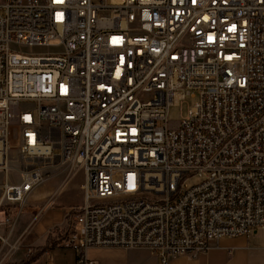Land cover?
<instances>
[{
	"label": "built area",
	"instance_id": "2783aa9c",
	"mask_svg": "<svg viewBox=\"0 0 264 264\" xmlns=\"http://www.w3.org/2000/svg\"><path fill=\"white\" fill-rule=\"evenodd\" d=\"M18 131L28 142H0V264L43 169L82 174L75 264L98 248L167 264L264 229V0H3L0 135Z\"/></svg>",
	"mask_w": 264,
	"mask_h": 264
},
{
	"label": "crops",
	"instance_id": "0c3cea01",
	"mask_svg": "<svg viewBox=\"0 0 264 264\" xmlns=\"http://www.w3.org/2000/svg\"><path fill=\"white\" fill-rule=\"evenodd\" d=\"M83 183V180H82ZM82 183L73 185L71 191L61 188V181L49 188L41 200L31 201L39 205L54 196L53 207L33 223L35 209L24 210L9 239L12 244L19 241L20 250L13 256L11 264H22L32 255H37L31 264H75L76 254L63 246L70 233L74 211L83 204ZM66 190V191H65ZM253 230V234H256ZM7 229L4 231L6 234ZM264 235V229L262 230ZM254 237L221 238L209 243L207 249L195 255L171 258L167 264H264V240L256 242ZM27 249L31 254L27 257ZM88 251L94 264H161L159 258L145 249H107L103 252Z\"/></svg>",
	"mask_w": 264,
	"mask_h": 264
},
{
	"label": "rangeland",
	"instance_id": "374dc122",
	"mask_svg": "<svg viewBox=\"0 0 264 264\" xmlns=\"http://www.w3.org/2000/svg\"><path fill=\"white\" fill-rule=\"evenodd\" d=\"M2 1L3 0H0V2H2ZM12 50L19 53V54H22V55L48 56L51 53L55 52L57 49L47 48V47L27 48V47H14L13 46ZM194 103H195V98H186L183 102H181V104H179L177 106H173L170 108L169 113H168V121H169L170 128H174L176 126L177 122H179L181 120V118H184L187 116L189 108L192 107L194 105ZM19 137H20L19 131H18V133H13V135L11 133H8V145H7V147L8 148H16V141H19ZM13 154H15V153L12 152L11 155H13ZM41 174L46 179L42 184H40L37 187L36 191L31 195V197H30V200L32 199L31 201L41 200V198L44 196V193H46L49 190V188L58 184L60 181H61V185H60L61 188L65 187L66 190L71 191L72 190L71 188L73 187L74 184L79 186L83 180L82 174L77 173L76 175L68 177L65 172H59V170H56V169H53V170L43 169ZM200 182H201L200 178L192 177V178L187 180L186 184L188 186H193V185H196ZM31 203L32 202L27 204V207L25 208V210L35 209L36 215H37V213L41 209H43V211L39 215V217L43 213H45L46 211L50 210L53 207V205H55L54 200L51 204L49 203V200H47L46 202L41 203L39 205H32ZM38 218L35 221H37ZM34 219H35V217H34ZM34 219H33V221H34ZM5 229H6L5 227L0 228V236H4ZM262 230L263 229H258L256 231V234H253V231L251 232L250 235L252 237H254L253 238L254 241L263 242L264 235L262 234ZM244 237H246V236H244ZM104 250H107V249L98 248V249L90 250V252L91 251L103 252ZM13 258L14 257H11L7 261V264H11Z\"/></svg>",
	"mask_w": 264,
	"mask_h": 264
},
{
	"label": "bare ground",
	"instance_id": "6f19581e",
	"mask_svg": "<svg viewBox=\"0 0 264 264\" xmlns=\"http://www.w3.org/2000/svg\"><path fill=\"white\" fill-rule=\"evenodd\" d=\"M10 121H18V112L10 113ZM19 142H28V134L26 131H19ZM0 142H6L8 145V133L0 135ZM55 146V138L53 133H46V137L41 138V147L53 148ZM165 184H172V177H165Z\"/></svg>",
	"mask_w": 264,
	"mask_h": 264
},
{
	"label": "trees",
	"instance_id": "16d2710c",
	"mask_svg": "<svg viewBox=\"0 0 264 264\" xmlns=\"http://www.w3.org/2000/svg\"><path fill=\"white\" fill-rule=\"evenodd\" d=\"M36 257L37 255H32L27 261L22 264H31L36 259Z\"/></svg>",
	"mask_w": 264,
	"mask_h": 264
}]
</instances>
